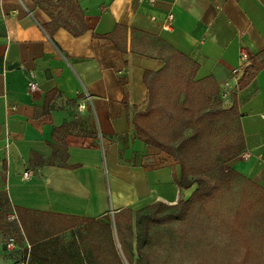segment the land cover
I'll use <instances>...</instances> for the list:
<instances>
[{
	"label": "crops",
	"instance_id": "1",
	"mask_svg": "<svg viewBox=\"0 0 264 264\" xmlns=\"http://www.w3.org/2000/svg\"><path fill=\"white\" fill-rule=\"evenodd\" d=\"M80 6L88 31L74 37L63 28L51 35L44 28L50 17L33 0H0V192L13 210L6 220L17 222L24 237L10 251L6 242L14 238L0 233V264L27 255L31 264L33 245H65L79 233L85 261L129 264L115 215L191 197L196 186L185 190L175 182L180 165L151 152L132 122L148 107L145 73L165 66L162 43L200 66L196 80H216L227 109L236 97L247 149L228 167L264 190V68L243 89L244 73L233 74L244 51L251 60L264 52V0H81ZM31 73L40 85L35 93L28 90ZM133 230L129 253L136 261L134 222Z\"/></svg>",
	"mask_w": 264,
	"mask_h": 264
},
{
	"label": "trees",
	"instance_id": "2",
	"mask_svg": "<svg viewBox=\"0 0 264 264\" xmlns=\"http://www.w3.org/2000/svg\"><path fill=\"white\" fill-rule=\"evenodd\" d=\"M33 1L50 17L51 21L44 28L51 35L61 28L74 37L88 31L81 0ZM162 47L164 51L159 59L165 66L157 72L145 73L148 107L135 114L132 122L138 139L151 152L166 153L180 165L181 177L174 175L177 186L185 190L196 186V189L188 200H180L175 205L157 202L135 214L125 210L115 215L118 238L129 264H151L150 247L160 242V238L155 236L156 228L185 222L195 210L200 214L218 194L235 183L245 181L264 193L259 185L226 167L247 149L236 97L232 95L233 106L227 109L221 89L213 77L196 80L200 68L196 62L165 43ZM263 68L264 52L253 58L244 69L239 87L246 88ZM55 132L58 133V130ZM234 133L236 137H232ZM0 207L2 215L13 211L5 192H0ZM103 218L111 225L109 215ZM133 222L138 255L136 261L129 253L134 234ZM7 226L15 231L19 229L17 222L1 219L0 231L8 233ZM110 236L114 241L112 231ZM81 237L79 233L77 239L73 237L65 245L54 240L33 245L31 264H95V261H85L81 256L82 250L77 242L82 241ZM118 260L122 261L120 257Z\"/></svg>",
	"mask_w": 264,
	"mask_h": 264
},
{
	"label": "rangeland",
	"instance_id": "3",
	"mask_svg": "<svg viewBox=\"0 0 264 264\" xmlns=\"http://www.w3.org/2000/svg\"><path fill=\"white\" fill-rule=\"evenodd\" d=\"M263 194L252 184L237 182L200 214L195 210L185 222L156 228L160 242L150 247L151 264H264ZM1 219L6 215L0 213ZM6 228L2 238L22 244L21 227Z\"/></svg>",
	"mask_w": 264,
	"mask_h": 264
},
{
	"label": "built area",
	"instance_id": "4",
	"mask_svg": "<svg viewBox=\"0 0 264 264\" xmlns=\"http://www.w3.org/2000/svg\"><path fill=\"white\" fill-rule=\"evenodd\" d=\"M151 1H153V0H151ZM173 19H174L173 15H169L168 21H172ZM250 61H251V57L249 56V54L247 52L244 51L241 54V64L238 68H236L233 71V74L237 76L239 73L243 72L244 69L249 66ZM28 90L30 93H35V92L40 90V85L36 81L35 75L33 73L30 74L29 83H28ZM226 97H227V95H224L223 100ZM24 175L26 177H28L29 173L27 172ZM6 247L10 251H17L20 249L19 245L16 243L15 239H9L8 242H6ZM16 264H29V255H27V258L24 261H22L21 263H16Z\"/></svg>",
	"mask_w": 264,
	"mask_h": 264
}]
</instances>
